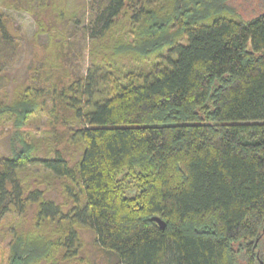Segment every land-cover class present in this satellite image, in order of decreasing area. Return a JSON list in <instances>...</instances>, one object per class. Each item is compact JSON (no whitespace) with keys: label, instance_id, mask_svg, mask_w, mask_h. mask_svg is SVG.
Masks as SVG:
<instances>
[{"label":"trees","instance_id":"1","mask_svg":"<svg viewBox=\"0 0 264 264\" xmlns=\"http://www.w3.org/2000/svg\"><path fill=\"white\" fill-rule=\"evenodd\" d=\"M229 2L99 0L77 78L47 20L40 85L0 97V264H89L84 227L105 264H264V14Z\"/></svg>","mask_w":264,"mask_h":264},{"label":"rangeland","instance_id":"2","mask_svg":"<svg viewBox=\"0 0 264 264\" xmlns=\"http://www.w3.org/2000/svg\"><path fill=\"white\" fill-rule=\"evenodd\" d=\"M3 1L8 4L9 1L0 0V15L7 21L5 29L11 44L7 45L5 49L7 54L0 57L1 98L4 96L2 89H5L6 85L10 89L14 78L22 80L27 73L33 78V82L30 80V83L32 82L35 86L40 85L38 81L34 82L38 76L36 70L40 63H31V59L33 56L41 55L42 47L48 42L47 33L41 30L42 26L47 23L48 19L53 21V18L60 13L64 14V18L69 19L68 22H64L63 26L57 25L59 30L65 29L68 42V52L65 57L66 71L73 78L86 74L89 69L88 46L90 39L88 35H90L95 16L98 13L99 0H87L85 5H82V0H64L62 5L54 2L55 0H28V7L25 10L15 9L12 4L4 6ZM229 4L244 21H250L264 14V0H230ZM1 50L4 51L2 47ZM32 126L35 134L45 128H50L48 117H43L40 121L37 119ZM9 135L10 128L6 126L0 132V160L9 154ZM138 191L137 185L132 184L125 189V195L134 197ZM10 218L12 217L7 216L2 221ZM80 235L83 239V255L81 257L86 260L85 262L105 264L104 255L97 251L94 245L92 231L88 227H84L80 230ZM1 250L4 251L3 248Z\"/></svg>","mask_w":264,"mask_h":264},{"label":"water","instance_id":"3","mask_svg":"<svg viewBox=\"0 0 264 264\" xmlns=\"http://www.w3.org/2000/svg\"><path fill=\"white\" fill-rule=\"evenodd\" d=\"M152 221L157 223L161 227V229L165 228V223L161 219H159L158 217H153Z\"/></svg>","mask_w":264,"mask_h":264}]
</instances>
